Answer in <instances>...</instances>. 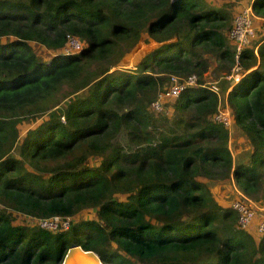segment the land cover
Masks as SVG:
<instances>
[{
    "label": "trees",
    "instance_id": "1",
    "mask_svg": "<svg viewBox=\"0 0 264 264\" xmlns=\"http://www.w3.org/2000/svg\"><path fill=\"white\" fill-rule=\"evenodd\" d=\"M240 1L254 34L221 100L249 147L234 159L208 87L151 108L171 76L234 61L232 1L0 0V264H61L72 244L105 264H264V232L210 191L233 179L264 212V0ZM144 29L157 45L118 68ZM54 217L67 228L39 226Z\"/></svg>",
    "mask_w": 264,
    "mask_h": 264
},
{
    "label": "built area",
    "instance_id": "2",
    "mask_svg": "<svg viewBox=\"0 0 264 264\" xmlns=\"http://www.w3.org/2000/svg\"><path fill=\"white\" fill-rule=\"evenodd\" d=\"M253 17L254 14L251 7H247L244 10L238 12L234 18L233 27L229 32V37L235 43V63L230 72H227L223 75V78L230 82V86L232 85L233 81L236 82L241 77V67L238 60L242 49L249 43L250 38L254 34L252 20ZM81 48V43L77 39L70 37L64 47V52H79ZM196 85L208 87L212 92L217 94L219 99L218 111L214 119L225 127H229L232 121L231 114L227 104L225 102L222 103L221 101L222 99H226L220 98L221 92L219 85L215 82H203L201 84H198L197 77L193 74L184 78L175 75L171 76L169 78V81L165 84L162 90H159L155 99L151 102L152 110L167 112V107L164 105V101L166 99L177 97L185 88ZM239 197L240 198H236L233 200V202L231 203V207L237 213L238 223L240 227L245 230L252 229L253 224L256 220L255 217L257 211H260V218L256 221L255 229L258 232H264V212L262 211V209L244 195L239 194ZM58 222L59 219L57 217H54L50 220H39L38 224L42 228L55 229L58 225ZM65 224L67 223L65 222Z\"/></svg>",
    "mask_w": 264,
    "mask_h": 264
},
{
    "label": "rangeland",
    "instance_id": "3",
    "mask_svg": "<svg viewBox=\"0 0 264 264\" xmlns=\"http://www.w3.org/2000/svg\"><path fill=\"white\" fill-rule=\"evenodd\" d=\"M216 1L218 3H222V4H231L230 2L232 1L234 4V9L235 12L238 13L242 10H244L247 7H251L250 4L247 2L245 3L244 1H240V0H213ZM232 6V4H231ZM141 39L138 41V44L135 46V48L133 49V51L131 53H129L128 55L124 56L118 63V68H130L133 69L134 67L131 66L130 64H132V62H135V64H137L141 58L147 53L149 52L153 46L154 43L152 41H150L151 38H148L147 36V31L144 29L141 33ZM37 51H40V48H36ZM72 53V52H69ZM74 53V52H73ZM38 54H40L41 56H44V53L38 52ZM132 61L131 63L129 61ZM210 62V66L209 69L207 70L206 73H204L203 75V80L204 82H208V83H217L220 87V98H225L227 99V93L228 91H230L233 87L234 84H236L240 78L232 83V85L230 86V82L225 80L223 78V75L226 74L227 72H230L231 68L234 65V61L231 63L229 61H225V60H217L215 58L210 57L209 59ZM135 66V65H134ZM258 66V64L253 67L252 69L256 68ZM167 83V82H166ZM230 86V87H229ZM87 93V90L81 91L80 94H84ZM31 125H29L27 128H25L26 130H28V128ZM228 128V132L230 135L229 138V148L231 150L232 156L234 159L237 158H246L247 153L249 152V147L246 144L244 137H242L239 133V131L236 129V127L232 124L229 125ZM25 130V131H26ZM17 146V145H16ZM12 155L20 158L18 156V151H17V147L13 149L12 151ZM235 185H234V181L233 179H231L230 183H223L221 184H215V183H211L210 184V191L212 193V195H214L217 199V201L221 202V204L224 205H231V203L233 202L234 199H236L238 197V194L236 193L235 190ZM95 210L94 209H86L82 212H80L77 216L78 217H83L84 219H94L95 217ZM260 218V211H257L256 217H255V226H256V221L259 220ZM19 220L22 219V217L18 218ZM17 221V220H13ZM27 224L29 226H35L36 224L33 221H30V219H28ZM61 224L62 229H65L67 227V224H65V222L59 220L57 227L55 228V230H57ZM254 226V227H255ZM252 231V232H251ZM250 232L254 235L255 237H259V235H257L256 231L254 229H252Z\"/></svg>",
    "mask_w": 264,
    "mask_h": 264
},
{
    "label": "water",
    "instance_id": "4",
    "mask_svg": "<svg viewBox=\"0 0 264 264\" xmlns=\"http://www.w3.org/2000/svg\"><path fill=\"white\" fill-rule=\"evenodd\" d=\"M61 264H105L92 250H84L78 244H72L66 251Z\"/></svg>",
    "mask_w": 264,
    "mask_h": 264
},
{
    "label": "crops",
    "instance_id": "5",
    "mask_svg": "<svg viewBox=\"0 0 264 264\" xmlns=\"http://www.w3.org/2000/svg\"><path fill=\"white\" fill-rule=\"evenodd\" d=\"M258 19V21H260L261 22V24L263 23L264 24V19H259V18H257ZM150 41H152L153 43H154V46H153V48L157 45L152 39H150ZM130 63L132 62L131 60L129 61ZM136 62V61H135ZM135 62H132V64H130L131 66H133L134 67V65H136L135 64ZM235 190H236V193L239 195V194H241L240 193V191H238L236 188H235ZM255 227H252V229H254Z\"/></svg>",
    "mask_w": 264,
    "mask_h": 264
}]
</instances>
